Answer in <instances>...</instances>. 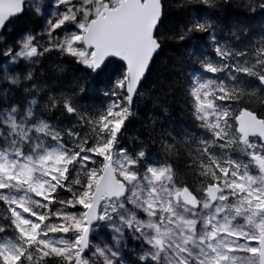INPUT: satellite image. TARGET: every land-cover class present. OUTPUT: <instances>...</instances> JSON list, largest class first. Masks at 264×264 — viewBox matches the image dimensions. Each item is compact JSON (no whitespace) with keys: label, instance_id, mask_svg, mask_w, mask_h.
Wrapping results in <instances>:
<instances>
[{"label":"snow or ice","instance_id":"obj_1","mask_svg":"<svg viewBox=\"0 0 264 264\" xmlns=\"http://www.w3.org/2000/svg\"><path fill=\"white\" fill-rule=\"evenodd\" d=\"M26 6L31 0H0V33ZM49 7L55 11L47 33L62 35L44 48L23 33L0 52L5 80L19 84L20 75L10 76L7 67L35 65L53 50L97 75L114 58L122 70L109 79L110 102L102 111L82 105L89 97L75 89L59 97L76 118L67 129L38 119L35 98L23 111L15 104L0 108V205L7 213L0 264H264V112L249 105L255 93L245 88L256 82L264 91V39L257 47H233L207 18L193 17L180 30V40L207 36L212 49L197 57L189 82L202 130L187 165L196 188L178 178L167 155L123 142L134 98L167 39L160 31L162 0H52ZM24 79L31 81L32 71ZM41 90L33 85L24 92ZM54 99L48 103L55 108ZM161 147L168 154L176 144L162 139ZM102 227L113 241L103 247L93 243ZM126 239L140 244L131 262L123 254Z\"/></svg>","mask_w":264,"mask_h":264},{"label":"trees","instance_id":"obj_2","mask_svg":"<svg viewBox=\"0 0 264 264\" xmlns=\"http://www.w3.org/2000/svg\"><path fill=\"white\" fill-rule=\"evenodd\" d=\"M51 1L31 0L32 6H26L25 12L5 28L0 37V52L14 47L15 41L23 33L35 35L44 48L50 47L46 23L49 11L55 9L49 7ZM162 3L165 19L160 31L167 39L163 41L142 83L140 94L134 100V115L127 124L123 142L134 151L144 148L158 157L167 155L178 178L198 188L199 181L187 166L195 156L197 143L194 141H198L202 135L190 107L189 82L198 68L195 63L197 57L202 59L212 54V49L207 36L196 33L180 40V30L193 17L201 21L207 18L216 25L218 36L222 40L227 39L233 47H257L258 42L264 39V9L261 7L264 0H209L208 4L202 0H162ZM61 35L59 32L53 33L51 39ZM6 64L7 61L0 55V66ZM121 70V63L112 61L100 75L92 74L72 57L53 50L45 53L35 65L24 61L9 65L8 74H19V84L14 85L5 80V73H0V108L15 104L23 111L27 102L35 98L39 101L34 108L38 119L45 120L56 130L67 129L72 127L76 118L63 110L59 97L75 89L77 95L89 97L81 101L82 105L92 112L102 111L110 102L104 94L111 87L109 79H114ZM29 71H32L33 79L26 81L24 77ZM33 85L42 90L26 95L24 89H32ZM245 88L247 92L255 93L248 100L249 105L258 113L264 112V91L260 90L259 84L252 82ZM81 89H84L83 93ZM49 96L55 98L52 103L57 104V107L48 103ZM5 98L8 103H4ZM169 134L174 140L168 138ZM162 139L167 143H175V150L165 154L161 147ZM6 216L3 205H0V223ZM104 242L113 243L111 231L106 227L99 229L93 237L94 244L103 247ZM126 244L123 254L131 262L139 256L140 244L131 239H126ZM88 258L95 259L91 253Z\"/></svg>","mask_w":264,"mask_h":264},{"label":"rangeland","instance_id":"obj_3","mask_svg":"<svg viewBox=\"0 0 264 264\" xmlns=\"http://www.w3.org/2000/svg\"><path fill=\"white\" fill-rule=\"evenodd\" d=\"M52 2V1H51ZM53 12L54 11H49V15H48V17H47V22H48V20H49V18L52 16V14H53ZM46 25H47V23H46ZM47 28V27H46ZM49 40H51V37L50 38H48V41ZM4 65H1L0 66V73H4ZM114 78H115V76H114ZM233 158H235V157H233ZM141 218H145V217H141ZM240 255V257L243 259L244 258V254L243 253H241V254H239Z\"/></svg>","mask_w":264,"mask_h":264},{"label":"water","instance_id":"obj_4","mask_svg":"<svg viewBox=\"0 0 264 264\" xmlns=\"http://www.w3.org/2000/svg\"><path fill=\"white\" fill-rule=\"evenodd\" d=\"M6 26H7V25H6ZM5 28H6V27H5ZM4 30H5V29H4ZM4 30H3V32H4ZM3 32H2V33H3ZM2 33H0V35H1ZM159 51H160V50H159ZM159 51H158V53H159ZM158 53H157V54H158ZM157 54H156V55H157ZM114 59H116V60H118V61H119V59H118V58H114ZM84 66H85V65H84ZM85 67H87V66H85ZM88 69H89V68H88ZM146 76H147V74H146ZM144 80H145V79H144ZM143 82H144V81H143Z\"/></svg>","mask_w":264,"mask_h":264}]
</instances>
